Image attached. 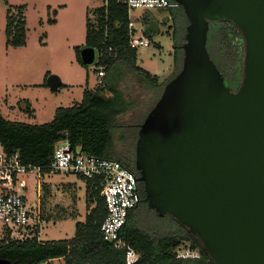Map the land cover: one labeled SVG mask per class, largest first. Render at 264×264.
<instances>
[{
  "label": "water",
  "instance_id": "95a60500",
  "mask_svg": "<svg viewBox=\"0 0 264 264\" xmlns=\"http://www.w3.org/2000/svg\"><path fill=\"white\" fill-rule=\"evenodd\" d=\"M174 1L188 23L182 65L139 126L137 182L147 207L194 236L212 264H264V0ZM209 21L241 34L235 91L207 54ZM79 56L95 64L93 48Z\"/></svg>",
  "mask_w": 264,
  "mask_h": 264
},
{
  "label": "trees",
  "instance_id": "16d2710c",
  "mask_svg": "<svg viewBox=\"0 0 264 264\" xmlns=\"http://www.w3.org/2000/svg\"><path fill=\"white\" fill-rule=\"evenodd\" d=\"M178 9L181 13L175 12L171 16V28L166 32L172 41V72L161 82L136 65V51L128 47L129 20L124 5L110 1L106 12L103 9L96 10L95 24L85 20L84 47L97 51L106 48L113 50L111 58L99 57L94 65L102 69V88L94 91L85 89L79 104L56 109L52 121L47 124L10 122L0 114V143L3 149L17 152L22 164L39 167L45 173L56 143L67 140L73 149H79L89 156L118 162L138 176L131 153H120L112 148L114 129L129 127L128 124L115 125L116 117L125 113L128 107L119 87L125 77H131L140 88L156 93L152 107L155 105L166 84L178 74L182 65V46L188 23L182 8ZM17 10L16 16L7 11L5 37L7 44L19 48L25 45V30L24 18L20 14L22 10ZM163 21L165 23L167 19L163 18ZM53 23L54 21L49 24ZM140 24L143 35L152 43V38L159 29L157 20L147 12L143 14ZM76 50L78 54L79 49ZM206 51L224 78L225 85L235 91L241 80L244 52L240 32L231 23L209 21ZM103 91L109 96H102ZM138 190L142 202L129 212L119 235L121 241L137 256L133 264H212L198 240L170 217L176 226L172 233L145 231L139 222L142 208H148L143 201L145 193L141 183ZM85 196L88 201L87 214L83 223L75 224L72 239L23 243L2 240L0 259L10 264H43L49 260H62L63 264H126L125 249L117 250L112 244L102 240L100 227L106 211L99 197V189L93 190L89 183L85 184ZM149 211L156 215L153 210ZM183 243H188V251L197 253L198 258H177V252Z\"/></svg>",
  "mask_w": 264,
  "mask_h": 264
},
{
  "label": "rangeland",
  "instance_id": "374dc122",
  "mask_svg": "<svg viewBox=\"0 0 264 264\" xmlns=\"http://www.w3.org/2000/svg\"><path fill=\"white\" fill-rule=\"evenodd\" d=\"M101 2L102 0L0 1V114L6 121L28 125L47 124L52 121L55 109L69 108L79 103L83 90L102 88V69L94 66L95 64L90 67L82 66L79 56L80 50L85 46V20L95 24V11L99 10ZM18 8L22 10L20 14L24 18L25 30V45L19 48L7 44L5 37L7 11L16 16ZM175 12L181 13V10L151 12L159 24L157 34L160 35L152 38L148 48L136 52V65L151 75L159 76L160 82L172 72V41L166 32ZM140 15V11H135L130 17L133 20ZM181 17L183 19L182 15ZM163 18L167 22L164 23ZM52 21L54 23L49 24ZM139 22H135L137 28ZM76 49H79L78 54ZM50 76L57 77L62 88L50 90L47 87ZM119 90L128 107L125 113L116 117L115 125L128 124L129 127L114 129L112 148L128 154L134 151L137 128L152 107L156 93L140 88L131 77H125L121 81ZM101 95L109 96L106 91ZM23 179L33 190L30 193L33 200L36 198V178L29 175ZM38 181V200L46 224L40 240L47 242L72 239L75 224L83 223L87 214L88 201L84 182L63 176L41 177ZM149 210L142 208L139 217L145 231L165 234L176 229L169 217L160 218ZM188 247V243H183L178 253L197 254L188 251ZM50 264H63V261L55 260Z\"/></svg>",
  "mask_w": 264,
  "mask_h": 264
},
{
  "label": "built area",
  "instance_id": "2783aa9c",
  "mask_svg": "<svg viewBox=\"0 0 264 264\" xmlns=\"http://www.w3.org/2000/svg\"><path fill=\"white\" fill-rule=\"evenodd\" d=\"M4 2L5 0H0ZM110 1L126 8L128 24V47L138 51L151 44L143 35L140 24L144 13L153 10H176L180 6L174 0H102L99 9L105 12ZM140 11L141 15L132 20L130 14ZM131 19V20H130ZM139 20V28L135 22ZM113 56L111 48L95 50V64L99 57L109 59ZM32 175L36 178V198L30 197L31 188L23 178ZM74 177L99 189V197L104 203L106 215L100 227L102 240L112 244L115 249H125L126 264L137 260L134 252L121 241L119 235L126 224L128 214L140 202L136 176L118 162L89 156L79 149H73L67 140L56 143L47 172L39 167L24 165L17 152H7L0 143V241L16 243L36 240L40 242L45 221L40 210L41 177ZM177 258H198L197 254H180ZM55 260L46 261L50 264Z\"/></svg>",
  "mask_w": 264,
  "mask_h": 264
},
{
  "label": "flooded vegetation",
  "instance_id": "af4514ba",
  "mask_svg": "<svg viewBox=\"0 0 264 264\" xmlns=\"http://www.w3.org/2000/svg\"><path fill=\"white\" fill-rule=\"evenodd\" d=\"M136 140H137V138H136ZM135 144H136V142H135ZM134 151H133V153H131V155H132V158H133V165H134V163H135V145H134ZM134 168H135V166H134ZM136 170V169H135ZM138 172V171H137ZM139 177V172H138V176H136V180H137V178ZM142 184V183H141ZM139 185V183L137 182V186ZM143 186V185H142ZM145 199V198H144ZM144 201V200H143ZM141 202H142V199H140V202H139V204H138V206L141 204ZM145 202V201H144Z\"/></svg>",
  "mask_w": 264,
  "mask_h": 264
},
{
  "label": "crops",
  "instance_id": "0c3cea01",
  "mask_svg": "<svg viewBox=\"0 0 264 264\" xmlns=\"http://www.w3.org/2000/svg\"><path fill=\"white\" fill-rule=\"evenodd\" d=\"M168 27H169V26H168ZM158 35H160V34H157L156 36H158ZM158 47H160V46H158ZM160 48H161V47H160ZM171 62H172V61H171ZM47 76H48V75L45 76V79L47 78ZM154 76H156V75H154ZM156 77H157L158 80H159V76H156ZM65 86H67V85H65ZM59 88H61V82H60V87H59ZM59 88H58V89H59ZM58 89H56V91H57ZM88 90H89V89H88ZM83 91H84V90H83ZM82 93H83V92H82ZM81 99H82V95H81ZM81 99H80V102H81ZM80 102H79V103H80ZM79 103L77 102L75 105H77V104H79ZM72 107H73V106H72ZM69 108H70V107H69ZM57 109H58V108H57ZM55 110H56V109H55ZM54 112H55V111H54ZM53 116H54V114H53ZM40 241H41V240H40ZM58 261H62V260H58Z\"/></svg>",
  "mask_w": 264,
  "mask_h": 264
}]
</instances>
